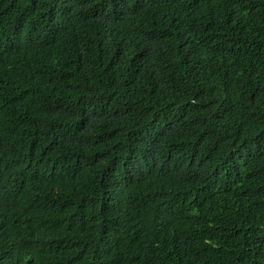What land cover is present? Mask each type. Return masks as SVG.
<instances>
[{"label":"trees","instance_id":"1","mask_svg":"<svg viewBox=\"0 0 264 264\" xmlns=\"http://www.w3.org/2000/svg\"><path fill=\"white\" fill-rule=\"evenodd\" d=\"M0 264H264V0H0Z\"/></svg>","mask_w":264,"mask_h":264}]
</instances>
